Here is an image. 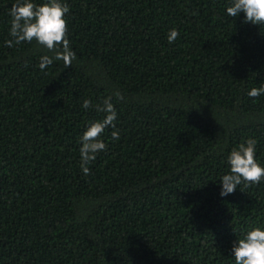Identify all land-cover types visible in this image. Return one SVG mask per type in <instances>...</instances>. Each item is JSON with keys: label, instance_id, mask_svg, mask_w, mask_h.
I'll use <instances>...</instances> for the list:
<instances>
[{"label": "trees", "instance_id": "obj_1", "mask_svg": "<svg viewBox=\"0 0 264 264\" xmlns=\"http://www.w3.org/2000/svg\"><path fill=\"white\" fill-rule=\"evenodd\" d=\"M14 2L0 0V264H235L234 243L264 229V179L226 196L220 179L249 138L264 167V94L248 95L264 25L231 0H62L76 59L41 70L53 53L35 40L5 46ZM107 97L120 139L105 129L85 175L80 138Z\"/></svg>", "mask_w": 264, "mask_h": 264}, {"label": "clouds", "instance_id": "obj_2", "mask_svg": "<svg viewBox=\"0 0 264 264\" xmlns=\"http://www.w3.org/2000/svg\"><path fill=\"white\" fill-rule=\"evenodd\" d=\"M231 17H237L244 13V21L257 25H264V0H231L230 6L226 9ZM69 12V5L62 0H48L42 4H36L33 0H15L10 8L12 17L10 36L11 40L5 42V46L12 47L22 42H32L45 47L53 55H43L40 58L39 67L44 70L54 60L64 62V66L72 65L76 59V53L70 47L68 39L66 14ZM179 36V31L172 28L168 33L169 43H173ZM264 94V87L252 88L248 95L257 97ZM117 98H122L116 92ZM82 107H92L90 100L85 99ZM97 111L105 115L102 119L91 122L81 136V168L85 175L90 173L87 166L95 160L96 154L107 148L106 143L101 139L105 129L111 127L113 140H119V130L116 129L115 121L117 112L112 103L111 97L104 99L102 105H97ZM257 141L253 138L240 143L233 148L227 158L230 171L221 177V196L233 193L241 183L256 184L264 179V167L255 158ZM232 253L235 264H264V229L254 227L234 243Z\"/></svg>", "mask_w": 264, "mask_h": 264}]
</instances>
